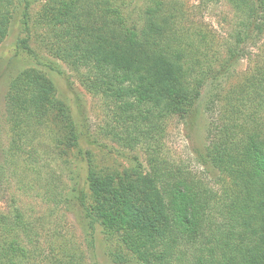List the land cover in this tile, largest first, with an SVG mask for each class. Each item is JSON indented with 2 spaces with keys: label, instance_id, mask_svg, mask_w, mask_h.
<instances>
[{
  "label": "trees",
  "instance_id": "trees-1",
  "mask_svg": "<svg viewBox=\"0 0 264 264\" xmlns=\"http://www.w3.org/2000/svg\"><path fill=\"white\" fill-rule=\"evenodd\" d=\"M22 1L27 36L19 39L20 49L40 60L31 44L35 41L65 60L87 89L115 111L121 129L114 136L124 144L151 146L160 138L163 118H191L210 77L229 76L236 61L237 51L228 50L219 70L206 65L201 42L186 34L168 0H150L138 17L133 0H41L36 20L41 33L30 24V0H0V44ZM241 1L242 8L250 7L244 41L250 32L264 34V0L236 3ZM242 84L238 91L228 87L213 96L222 102L223 118L208 127L204 151L195 150L200 163L224 179L220 192L183 171L165 170L158 157L147 172L135 169L115 179L97 171L88 156L90 196L82 192L77 198L81 221L92 231L99 225L123 237L134 258L118 254L116 264H264V116H259L264 112V62ZM5 101L13 156L25 153V147L32 155L34 128L46 127L55 115L70 120L54 84L36 68L10 76ZM80 135L72 130L69 144ZM6 224L13 233L27 229L18 208L0 220ZM7 237L0 264H22L28 257L22 238Z\"/></svg>",
  "mask_w": 264,
  "mask_h": 264
},
{
  "label": "rangeland",
  "instance_id": "rangeland-1",
  "mask_svg": "<svg viewBox=\"0 0 264 264\" xmlns=\"http://www.w3.org/2000/svg\"><path fill=\"white\" fill-rule=\"evenodd\" d=\"M149 1L133 0V15L138 17ZM168 1L179 11L186 34L201 42L206 65L213 63L214 69L219 70L228 50H236L237 57L229 76H219L218 80L210 77L191 118L174 115L162 119L160 138L152 141L151 146L124 144L115 138L114 133L121 129L115 111L107 108L103 96L87 89L84 79L65 60L35 41L31 44L40 60L24 53L18 41L27 36L23 22L25 2L14 10L9 34L0 44V220L6 214L11 217L18 208L27 229L13 233L7 224L0 225V247L10 238L7 236L21 237L28 253L22 264L70 260L73 264H116L118 254L133 260V253L123 244L121 235L108 234L99 225L92 231L87 222L81 221L83 212L77 198L82 197V192L84 197L90 196L88 156L92 157L97 171L115 179L135 169L147 172L153 158L158 157L167 171H183L215 192L224 189L226 183L219 172L204 167L195 150L204 151L208 127L223 118L222 102L213 96L224 93L228 87L238 91L264 62V34L257 37L250 32L244 41L241 32L248 30L245 24L250 7L242 8L243 1L238 4L236 0ZM30 2V24L41 33L43 26L36 25V20L43 1ZM29 68L43 71L52 81L57 99L69 110L70 120L55 115L46 127L34 128L32 155L25 147V153L13 156L9 154L11 132L5 98L10 76ZM222 78H228V82L223 84ZM259 116L262 118L264 112ZM72 130L81 135L77 143L70 145Z\"/></svg>",
  "mask_w": 264,
  "mask_h": 264
}]
</instances>
